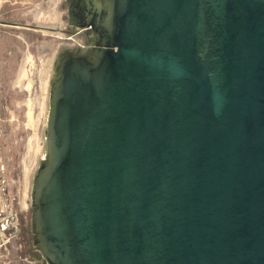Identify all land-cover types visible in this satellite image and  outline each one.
Returning <instances> with one entry per match:
<instances>
[{
	"label": "water",
	"instance_id": "water-1",
	"mask_svg": "<svg viewBox=\"0 0 264 264\" xmlns=\"http://www.w3.org/2000/svg\"><path fill=\"white\" fill-rule=\"evenodd\" d=\"M70 1L16 76L50 263L264 264V0H108L97 36Z\"/></svg>",
	"mask_w": 264,
	"mask_h": 264
},
{
	"label": "rangeland",
	"instance_id": "rangeland-1",
	"mask_svg": "<svg viewBox=\"0 0 264 264\" xmlns=\"http://www.w3.org/2000/svg\"><path fill=\"white\" fill-rule=\"evenodd\" d=\"M53 0H0V204L16 197L19 172L18 121L24 55L48 41Z\"/></svg>",
	"mask_w": 264,
	"mask_h": 264
},
{
	"label": "flooded vegetation",
	"instance_id": "flooded-vegetation-1",
	"mask_svg": "<svg viewBox=\"0 0 264 264\" xmlns=\"http://www.w3.org/2000/svg\"><path fill=\"white\" fill-rule=\"evenodd\" d=\"M66 9L67 4L65 5ZM110 3L103 0H71L68 11L64 12L59 28L67 30L63 24L70 22L77 27L87 28L97 36L109 32L107 19ZM107 26V27H106ZM55 29V28H53ZM104 32V33H103ZM97 47L102 48L98 38ZM38 216L34 199L11 197L0 204V264H51L41 245L37 230Z\"/></svg>",
	"mask_w": 264,
	"mask_h": 264
}]
</instances>
